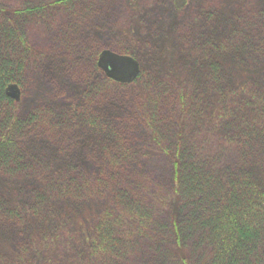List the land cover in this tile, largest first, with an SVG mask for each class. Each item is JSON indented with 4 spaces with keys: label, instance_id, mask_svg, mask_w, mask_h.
Masks as SVG:
<instances>
[{
    "label": "trees",
    "instance_id": "1",
    "mask_svg": "<svg viewBox=\"0 0 264 264\" xmlns=\"http://www.w3.org/2000/svg\"><path fill=\"white\" fill-rule=\"evenodd\" d=\"M78 1L8 10L0 0V180L35 178L39 183L29 204L10 201L0 189V236L22 238L34 218L38 225L50 220L56 203L76 212L95 201L103 207L89 217L87 246L76 264H147L144 255L150 248L158 252L149 264H264V69L260 81L252 76L240 88L233 84L231 67L211 60L204 76L211 84L210 103L201 102L196 88L179 92L152 68L142 67L130 85L113 81L97 66L99 52L111 48L138 63L136 53L85 32L81 21L99 15L92 11L95 4L105 12L107 0H80V13ZM56 10L66 13L61 30H75L76 42H68L65 34L58 38L63 70L57 69L58 78L48 83L50 99L23 114L5 90L10 84L21 90L30 74L38 75L40 56L26 29L33 21L51 22ZM205 17L211 23L213 14ZM260 25L259 40L242 34L238 43L264 61V21ZM232 31L229 39L237 37ZM197 44L206 59L222 54L218 39L202 37ZM75 86L81 89L75 105L54 107ZM210 107L211 132L237 154V162L224 167L216 164L218 159L197 154L202 146L177 133L182 119L191 116L200 124ZM139 133L149 136L171 165L165 220L149 197V178L141 181L134 152ZM81 139L92 152L79 162L68 160L55 174L51 162L34 152L53 142L70 153Z\"/></svg>",
    "mask_w": 264,
    "mask_h": 264
},
{
    "label": "rangeland",
    "instance_id": "2",
    "mask_svg": "<svg viewBox=\"0 0 264 264\" xmlns=\"http://www.w3.org/2000/svg\"><path fill=\"white\" fill-rule=\"evenodd\" d=\"M50 0H1L6 9L33 7L46 5ZM105 12L93 5V13L97 16L90 20L81 21L86 33L94 34L106 44H114L115 47H132L139 60V70L143 68L154 69L159 78L172 84L178 91L191 92L197 89V94L202 103L211 102L213 93L210 91V82L204 81L207 73V65L211 60L218 59L223 66L234 75V86L242 88L251 77L260 81L263 73V58L258 52L242 50V44L238 43L239 35L248 34L254 41L260 39L258 30L261 21H264V0H107ZM76 4V10L82 11L81 4ZM103 12V13H102ZM213 14L211 23L205 19V14ZM66 13L56 10L51 18L41 21H33L28 24L26 33L29 43L39 53L38 75H29L26 86L20 90L19 106L22 113H27L33 106L49 101L50 82L58 78L55 71L63 70L59 58L60 45L58 38L65 34L68 42H76L73 29L63 32L61 27ZM82 19V18H81ZM45 21H48L46 23ZM237 30V37L231 38L232 30ZM83 33V32H82ZM73 36V37H72ZM213 37L220 42L221 55L212 59H206L199 49L197 42L202 37ZM80 39L83 40V35ZM99 40V41H100ZM100 41V42H101ZM228 42V43H227ZM227 43V44H226ZM72 46H77L71 44ZM112 46V45H111ZM113 51L111 48L102 51ZM100 51L97 59L102 52ZM237 56V57H236ZM132 58V57H131ZM135 60V58H133ZM142 62V64H141ZM229 77L231 76L230 73ZM199 82V86H195ZM48 84L47 85L45 84ZM123 84V83H122ZM130 85V83H124ZM206 86V88H205ZM49 90V91H48ZM81 89L73 87L65 91L62 99L56 101L61 105L74 106L78 100ZM210 105V104H209ZM135 110L136 108L133 107ZM211 107L208 109L204 121L195 124L191 116L181 120L178 131L187 141H197L203 151L197 154L207 156L209 160L218 159L217 165L224 167L227 164L237 162L232 146H224L220 135L212 133ZM215 112V111H214ZM144 134L142 129H138ZM136 134L138 144L134 150L138 156V165L141 168V181L149 178V197L153 206L159 212L163 220L166 219L165 199L171 186V165L166 155L158 150L151 142L149 136ZM76 135L81 137L80 128ZM220 136V137H219ZM146 137V138H145ZM222 138V137H221ZM83 139H81V143ZM61 144V143H60ZM44 146V145H43ZM34 152L45 162H51V174L63 170L68 160L79 162L84 156L91 153L83 143L79 148L68 153L60 149L59 144L49 143L45 147L36 146ZM67 152V153H66ZM98 153V150L95 151ZM83 167V164L80 165ZM48 173V170H46ZM43 170L42 172H46ZM64 171V170H63ZM39 185L34 179H4L0 180V189L12 202L27 203L33 189ZM50 207V206H49ZM103 205L95 201H89L82 210L71 211L67 204L56 203L50 209L53 211L50 220H45L42 225L37 224L36 218L26 226V233L22 238L10 236L6 232L0 236V264H76L79 255L86 249L84 243L86 227L89 217L96 216ZM17 243V244H16ZM169 246V244H168ZM148 248L147 245L143 246ZM144 255V261L149 264L157 250L148 249ZM174 252L181 256H187L186 251L180 252L174 248Z\"/></svg>",
    "mask_w": 264,
    "mask_h": 264
},
{
    "label": "water",
    "instance_id": "3",
    "mask_svg": "<svg viewBox=\"0 0 264 264\" xmlns=\"http://www.w3.org/2000/svg\"><path fill=\"white\" fill-rule=\"evenodd\" d=\"M98 68L104 75L119 83H130L139 74V64L129 56L119 55L110 51H102L97 59ZM5 94L14 101H19L20 89L16 84H10Z\"/></svg>",
    "mask_w": 264,
    "mask_h": 264
}]
</instances>
